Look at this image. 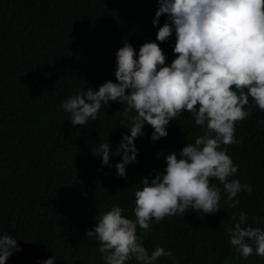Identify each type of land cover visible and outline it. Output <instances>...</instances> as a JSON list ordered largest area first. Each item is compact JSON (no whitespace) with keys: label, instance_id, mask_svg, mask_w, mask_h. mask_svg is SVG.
<instances>
[{"label":"trees","instance_id":"trees-1","mask_svg":"<svg viewBox=\"0 0 264 264\" xmlns=\"http://www.w3.org/2000/svg\"><path fill=\"white\" fill-rule=\"evenodd\" d=\"M157 10V0H0V236H14L21 249L6 264L49 258L54 264H104L96 238L86 236L97 215L119 206L135 219L141 182L163 171L167 154L202 134L187 112L157 142L146 125L135 141L137 162L120 178V155L110 154L107 166L95 155L108 141L115 153L122 136L130 135L126 105L102 104L96 120L83 127H73L61 107L70 96L116 82V53L124 42L137 58L142 44L159 43L156 35L167 17L153 27ZM174 46L175 34L160 44L166 65L176 58ZM235 136L239 143L227 146V154L238 172L230 179L252 192L239 193L240 203L232 208L222 191L214 215L189 210L153 220L143 246L149 254L157 247L174 254L157 264H264L255 253L242 257L227 232L241 212L248 225L264 230V111L252 106Z\"/></svg>","mask_w":264,"mask_h":264},{"label":"clouds","instance_id":"clouds-1","mask_svg":"<svg viewBox=\"0 0 264 264\" xmlns=\"http://www.w3.org/2000/svg\"><path fill=\"white\" fill-rule=\"evenodd\" d=\"M157 3L153 27L161 16L167 17L156 35L159 43L142 44L137 58L133 46L124 42L116 53V82L107 81L98 90L70 96L61 105L70 113L73 127L96 120L102 104L109 101L126 105L123 114L130 121V135L122 136L115 153L108 141L99 145L95 155L102 166L109 164L110 154L120 155L121 161L115 165L120 178H126L127 166L137 162L135 141L143 136L146 125L153 129L151 140L157 142L168 136L170 122L187 112L202 130L194 143L166 155L162 172H156L150 182H141L142 190L134 194L135 219L123 215L119 206L97 215L86 236L96 238L104 264L133 260L157 264L161 257L173 259L170 250L157 247L149 254L143 246V235L151 230L153 220L159 223L189 210L214 215L221 210L222 191L232 208L240 203L239 193L252 192L251 186L230 179L238 166L233 165L227 146L239 143L236 126L249 117L252 106L264 111V0ZM173 34L176 58L169 66L160 44ZM232 219H237L235 214ZM247 220V214L241 212L238 222L227 229L230 243L244 258L253 253L264 257V230L248 225ZM18 251L14 236H0V264ZM42 264H54V259Z\"/></svg>","mask_w":264,"mask_h":264}]
</instances>
